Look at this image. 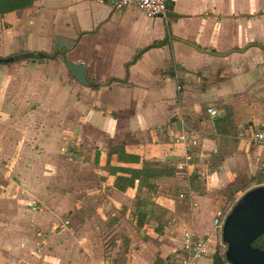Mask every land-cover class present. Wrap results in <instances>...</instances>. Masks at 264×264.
<instances>
[{
    "label": "crops",
    "instance_id": "0c3cea01",
    "mask_svg": "<svg viewBox=\"0 0 264 264\" xmlns=\"http://www.w3.org/2000/svg\"><path fill=\"white\" fill-rule=\"evenodd\" d=\"M115 1L33 0L0 14V57L43 54L0 64V264H166L183 231L216 239L215 213L264 184L242 187L264 172L252 138L264 126V0H168V19ZM167 30V43L130 62ZM67 60L86 65L88 86ZM117 144L138 162L109 156ZM145 162L174 174L155 190L142 177L114 187L111 165ZM136 204L151 224L165 212L159 238L140 236ZM109 233L118 238L104 257Z\"/></svg>",
    "mask_w": 264,
    "mask_h": 264
},
{
    "label": "water",
    "instance_id": "95a60500",
    "mask_svg": "<svg viewBox=\"0 0 264 264\" xmlns=\"http://www.w3.org/2000/svg\"><path fill=\"white\" fill-rule=\"evenodd\" d=\"M168 16L173 14L168 12ZM40 52H21L0 57V64L12 63L26 58H39ZM74 79L89 85L87 67L81 62L65 61ZM259 235H264V184L246 190L226 213L221 228V239L226 245L224 253L228 264H264V247L252 245Z\"/></svg>",
    "mask_w": 264,
    "mask_h": 264
},
{
    "label": "trees",
    "instance_id": "16d2710c",
    "mask_svg": "<svg viewBox=\"0 0 264 264\" xmlns=\"http://www.w3.org/2000/svg\"><path fill=\"white\" fill-rule=\"evenodd\" d=\"M33 0H0V14L8 13L14 10L23 9L28 7ZM168 31V30H167ZM171 35L169 31L167 32L166 36L162 40H158L153 42L148 47H145L142 50H139L134 57L131 59L130 62L135 61L140 54L147 50L148 48L154 47V46H161L168 42V39H171ZM188 43V42H187ZM198 47V46H197ZM59 53L63 54L65 53V49H62ZM58 54L57 52H54L52 56H56ZM49 55L46 54V57ZM119 81V80H116ZM92 87L97 88L100 85L96 83L91 84ZM225 113L223 117V122L228 123V126L232 127V132H236V127L234 123V113L233 109L230 106L225 107ZM109 156L116 155V158L122 162L125 163H137L139 157L131 152H127L124 149L123 144H117L110 148L109 150ZM110 172L115 175L114 180V187H116L118 190L124 191L129 187H133L135 184V181L142 177L143 182L142 186L147 187L150 190H155L157 188V182L160 178H165L169 176H173V170L171 168H168L165 165H161L159 163H149L145 162L140 167H130V166H110ZM119 172V173H118ZM244 180V182H243ZM264 183V172H260L256 175H253L252 177H249L247 179H242V185L243 188H247L250 183ZM237 186V184H235ZM231 197H229L228 201H231ZM141 204H136V226L138 229H141L144 225V219L146 218V211L144 209L140 208ZM252 245L255 247L263 248L264 247V235H259L252 241ZM211 264H226V260L224 257V254H219L218 251H213L211 255Z\"/></svg>",
    "mask_w": 264,
    "mask_h": 264
},
{
    "label": "built area",
    "instance_id": "2783aa9c",
    "mask_svg": "<svg viewBox=\"0 0 264 264\" xmlns=\"http://www.w3.org/2000/svg\"><path fill=\"white\" fill-rule=\"evenodd\" d=\"M114 5L118 9L135 7L150 18L168 19V0H116ZM180 88L181 85H177V89ZM207 113L212 117L221 115L220 111L212 107L207 109ZM252 138L257 145L264 147V126L254 131ZM178 140H185V135H178L176 141ZM225 215L226 213L221 211L215 213L212 223L213 229L221 232ZM64 223L67 224L68 221L65 220ZM209 237L210 235L197 236L191 230L183 231L179 246L169 254L166 264H197L200 258L209 255Z\"/></svg>",
    "mask_w": 264,
    "mask_h": 264
},
{
    "label": "rangeland",
    "instance_id": "374dc122",
    "mask_svg": "<svg viewBox=\"0 0 264 264\" xmlns=\"http://www.w3.org/2000/svg\"><path fill=\"white\" fill-rule=\"evenodd\" d=\"M69 76L71 78H73V75L70 73ZM184 190V189H183ZM182 189L177 190L176 193L177 195L180 194V192L184 193ZM182 198V197H181ZM230 210V209H229ZM228 210V211H229ZM157 214H154L155 220H159L157 221L158 223L155 225V223H150L149 220L151 219H144V224H147L146 227L141 228L140 230L137 229L138 233L140 234L141 237H145L146 239H150L152 240L153 238L157 239L160 237V232L163 229V224L161 223V219L164 217L165 212L164 211H158L157 210ZM159 218V219H158ZM133 221V220H132ZM155 225V226H154ZM217 238L214 239V237L210 236L209 237V255L206 256L205 258L207 259L205 262H209L210 259H212L211 255H212V251H218L219 254H224L225 250H226V245L222 242L221 239V232H217ZM120 237L122 238V241L120 243V245H118V247H124L128 245V238L125 234L121 233ZM118 238V233H109L107 234L103 240V253H104V257H108V252L111 251L115 246H116V242L115 239ZM214 242V245H212ZM175 245L177 246V243L175 244V241L173 239H170V237H165L163 242L161 243L160 247H163L165 249V251H170L172 250ZM111 260L114 261L115 263L117 262V258H112V254L109 255ZM157 264H163L162 262H157ZM228 264V263H226Z\"/></svg>",
    "mask_w": 264,
    "mask_h": 264
}]
</instances>
